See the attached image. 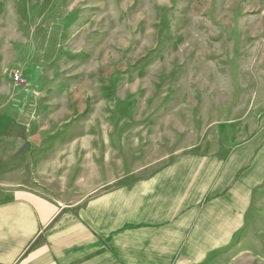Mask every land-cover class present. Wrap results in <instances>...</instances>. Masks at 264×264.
Listing matches in <instances>:
<instances>
[{
	"label": "rangeland",
	"instance_id": "obj_1",
	"mask_svg": "<svg viewBox=\"0 0 264 264\" xmlns=\"http://www.w3.org/2000/svg\"><path fill=\"white\" fill-rule=\"evenodd\" d=\"M259 1L0 0V84L15 73L51 84V98L83 114L76 130L90 133L94 158L123 161L122 171L92 173L106 178L87 198L184 156L224 160L264 128V46L251 49L245 29ZM25 64L38 75H24ZM248 218L217 264H264V187Z\"/></svg>",
	"mask_w": 264,
	"mask_h": 264
},
{
	"label": "crops",
	"instance_id": "obj_2",
	"mask_svg": "<svg viewBox=\"0 0 264 264\" xmlns=\"http://www.w3.org/2000/svg\"><path fill=\"white\" fill-rule=\"evenodd\" d=\"M259 2L245 17L251 49L264 46ZM27 80L0 84V189L11 192L0 194V264H217L220 251L246 232L255 193L264 187V128L224 160L184 156L87 198L106 178L93 182L92 173L122 171L123 161L108 167L105 158L96 160L90 133L76 130L83 114L69 100L51 98V84Z\"/></svg>",
	"mask_w": 264,
	"mask_h": 264
},
{
	"label": "built area",
	"instance_id": "obj_3",
	"mask_svg": "<svg viewBox=\"0 0 264 264\" xmlns=\"http://www.w3.org/2000/svg\"><path fill=\"white\" fill-rule=\"evenodd\" d=\"M13 81L16 86L22 85L25 82L24 78H22V76L19 73H15L13 75Z\"/></svg>",
	"mask_w": 264,
	"mask_h": 264
}]
</instances>
